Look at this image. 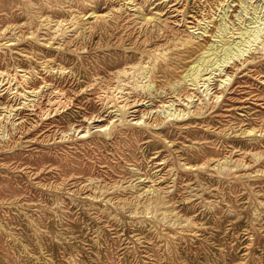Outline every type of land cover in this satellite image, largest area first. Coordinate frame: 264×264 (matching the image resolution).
Listing matches in <instances>:
<instances>
[{
  "label": "rangeland",
  "instance_id": "374dc122",
  "mask_svg": "<svg viewBox=\"0 0 264 264\" xmlns=\"http://www.w3.org/2000/svg\"><path fill=\"white\" fill-rule=\"evenodd\" d=\"M0 264H264V0H0Z\"/></svg>",
  "mask_w": 264,
  "mask_h": 264
},
{
  "label": "bare ground",
  "instance_id": "6f19581e",
  "mask_svg": "<svg viewBox=\"0 0 264 264\" xmlns=\"http://www.w3.org/2000/svg\"><path fill=\"white\" fill-rule=\"evenodd\" d=\"M231 49V48H230ZM232 51L229 52V49L228 50H224V56L221 58V63H228L229 62V59L232 58L230 55ZM226 65V64H225ZM196 69V68H195ZM196 71V70H195ZM18 77V76H17ZM21 84V83H20ZM25 84V83H24ZM27 84V83H26ZM22 86V85H21ZM55 92V91H54ZM53 92V93H54ZM61 92V91H60ZM9 93V92H8ZM59 96V95H58ZM57 97V96H56ZM115 97V96H114ZM118 98V97H117ZM64 99V97H63ZM57 100V99H56ZM119 100V99H118ZM50 101V100H49ZM60 101V100H59ZM53 103V102H51ZM57 103V102H56ZM65 103V102H64ZM123 103V102H122ZM137 103V102H136ZM60 104V103H59ZM62 104V103H61ZM129 104V103H128ZM57 105V104H56ZM53 107V106H52ZM62 107V106H61ZM61 109V108H60Z\"/></svg>",
  "mask_w": 264,
  "mask_h": 264
}]
</instances>
